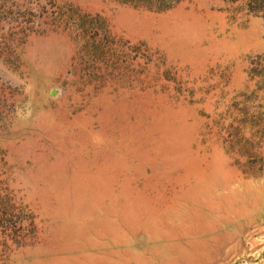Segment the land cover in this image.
I'll return each instance as SVG.
<instances>
[{
  "label": "rangeland",
  "instance_id": "1",
  "mask_svg": "<svg viewBox=\"0 0 264 264\" xmlns=\"http://www.w3.org/2000/svg\"><path fill=\"white\" fill-rule=\"evenodd\" d=\"M0 264H264V0H0Z\"/></svg>",
  "mask_w": 264,
  "mask_h": 264
},
{
  "label": "trees",
  "instance_id": "2",
  "mask_svg": "<svg viewBox=\"0 0 264 264\" xmlns=\"http://www.w3.org/2000/svg\"><path fill=\"white\" fill-rule=\"evenodd\" d=\"M6 231H7V228L5 227L4 228V231H3V233H6ZM16 231H13V233H15ZM8 234V233H7ZM9 235V234H8Z\"/></svg>",
  "mask_w": 264,
  "mask_h": 264
}]
</instances>
